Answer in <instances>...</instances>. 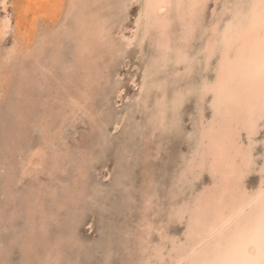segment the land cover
<instances>
[{"label": "bare ground", "instance_id": "bare-ground-1", "mask_svg": "<svg viewBox=\"0 0 264 264\" xmlns=\"http://www.w3.org/2000/svg\"><path fill=\"white\" fill-rule=\"evenodd\" d=\"M129 3L139 4L132 22L128 21V14L123 15ZM210 3L215 7L210 8L208 22ZM8 39L10 43L5 44ZM68 40L73 44L71 61L62 56ZM196 40H200L198 48L194 47ZM262 40L261 0H0V108L7 103L8 120L12 121L10 125L15 124L10 127L12 130L6 127L8 135L2 131L6 138L2 147L5 151L0 156V174L5 175L1 231L16 223L18 212L14 203L22 180L35 176L36 183L40 182V185H28L29 194L24 193L26 229L19 237L25 259L19 262L61 264L62 260L66 261L63 244L70 239L65 233L54 232L57 237L54 243L44 242L47 234L42 243L36 237L43 234L47 221L56 217L50 211L47 213L41 196L50 189L46 194L58 204V211L68 210L70 206L73 211L68 212L76 221L74 208L84 199V178L90 155L86 150L78 151L79 147L75 152L66 140L59 143L60 140L59 145L55 141L64 134L63 129L72 118L83 117L93 127L108 124L98 119L102 110L95 108L96 97L100 90L107 89L119 96L125 95L124 86H120V80L116 81L114 67L133 44L142 51L148 43L150 58L144 61L147 63L140 75L131 81L139 88V95L145 93L138 100H142L146 113L153 107L148 105L151 96L155 99V107L148 114L150 136L170 127L168 122H175L170 118L181 115L179 112L189 95L197 93L200 99L199 121L195 125L197 141L167 192L170 195L166 216L158 217L164 213L160 205H157L159 211L153 212L157 193L144 192L140 221L133 231L132 228L126 231L125 249L129 255L137 251L138 258L130 263L129 256L130 261L122 264H260L264 259L259 241V224L264 217V153L262 163L257 164L254 151L258 144L256 136L264 128V80L259 74ZM171 66L172 71L167 73ZM182 67L184 71L180 70ZM195 70L200 72V77L191 83L188 78ZM170 86H176L171 94ZM36 129L41 138L34 142L31 136ZM71 162H75V169L64 185L65 198L57 202L56 189L48 184L44 190L47 183L39 176L47 174L54 180L58 173L65 175ZM257 165L260 166L257 168ZM255 172L260 176L250 187L247 180ZM205 174L208 181L195 186ZM188 190L190 194L184 197ZM171 222H184L182 234L168 233ZM155 233L158 239H154ZM40 244H44L43 249L39 248L35 258L32 254ZM1 248L0 264H10L12 245Z\"/></svg>", "mask_w": 264, "mask_h": 264}, {"label": "rangeland", "instance_id": "rangeland-1", "mask_svg": "<svg viewBox=\"0 0 264 264\" xmlns=\"http://www.w3.org/2000/svg\"><path fill=\"white\" fill-rule=\"evenodd\" d=\"M213 6L214 5L212 3H210L208 11H207L208 22L210 19V17H208V16L209 15L211 16V9H213L215 7V6L214 7ZM138 8H139L138 3H134V4L129 3L128 7H126L124 9L123 15L128 14L127 16H128L129 22H132V19L134 18L135 14L138 11ZM116 9H117V6L114 8V10H116ZM6 42H5V44H9L10 39L6 40ZM66 44H68L69 47H66V46H68ZM71 45L73 46L72 42H70V40H68V41H66L64 48H66L68 50L70 49V51L63 49L64 51H63L62 56H64L63 58H64V60L66 59V61L72 60V49H71L72 46ZM144 46H143V50L140 51L141 49L136 44H133L131 47L128 48V50L126 51L124 56L122 55L119 58L118 63L116 65V68L114 67L116 81L118 82L120 80V82H119L120 86L121 87L124 86L123 89H124L125 95L119 96V94L117 92L111 93L107 89V91L106 90H100L99 91L100 93L96 97L97 99H96V103H95V108H96V110L97 109L102 110V112H101L102 115H101V117H98V119L102 118L105 121V123H108V124H105V125H103L102 128H99V126L97 127L96 125H94L95 127H93L88 120L84 121L83 117L72 118V120L69 121L65 125L63 132H62L64 134H62L63 136L61 135L62 138L60 136L55 141L57 143V145H59V143H62L63 140L64 141L66 140L67 143L73 148V150L75 149L74 150L75 152H77L76 149L79 147L78 151L81 149L86 150V152L90 155V164L87 168L88 171H87V174L84 178L83 195H84L85 200L83 199V201L80 202L79 207L74 208V210L76 209V211H75V216H76L75 220L76 221H73V219L70 217L71 216L70 214H72V213L68 212V210L73 211L72 208H69L70 206H68V210L66 208H63L61 211H60V209L58 211V208H57L58 204L53 203L51 201L52 198L50 197V195L49 196L47 195L49 192H51L50 189L48 191H45L44 197H43V195L41 196L42 199L45 200V209L47 210V213H48V211H50L51 213L56 214V217L53 218L54 220L51 219L52 222L50 220H48L49 222L47 221V223H46L47 227L45 226V229H44V231L46 233L44 234V231H43V234H44L43 235V234L38 232L39 234H36V237L40 238V239L37 238L39 241H41L39 243H42L43 240L45 243H52V242L54 243V241L56 242V240H57V237H55V236L57 234L59 235L61 233L60 231L63 232V233H61L62 235H65V234L67 235V237L70 239V241L67 242V240H69V239L66 237L67 239H65V240L67 243L63 244L64 245L63 246L64 247L63 248L64 249L63 257H65L64 259H66V261L62 260V262H64V263L60 262L61 264H69V263H71V264H122L125 262L127 263L130 260H132V261H130V263L136 261V259L138 258L137 251L132 253V255H129L125 249L126 248V239H127L126 238V231L131 229V228H132L131 230L133 231V229L137 227V225L140 221L139 218H141L140 216L142 215L141 213L143 211L142 210V208H143L142 203H143L144 195H145L144 192H146V193L147 192H151V193L156 192L157 193V198L154 199L155 204L153 206V208H154L153 212L157 213L159 211L157 205H160L161 206L160 209H162V212H164V213H160L161 215H158V217L163 218V214L166 216L165 212L168 209L169 195H170V193H167V192H170L169 189L171 188V184L173 182L172 180H174V178L178 175V173L180 172V170L182 168V164L184 163V160L191 154L194 146L196 145V141H197L196 133H197V131L195 129H197L196 124L199 121V116L197 114H199V110H200V108L198 107L200 104V99H199L197 93H195L196 95L193 93L190 94L188 97L189 99L187 98V101H185L186 103L184 102L185 105L182 106L183 108H181V111L179 112L181 115L178 114L179 116H177L181 120L178 119L177 117H176V119L170 118V121L174 120L176 122V123L175 122L172 123L173 121L168 122V124H170V127L172 128V129L168 130L170 132H168L166 130L170 127H168V128L166 127L162 130H159V132L157 131L158 133H155L154 135L150 136L152 133H149L151 128H149L150 118H149L148 114H150V111H152V108L154 109V107H155V102H154L155 99L153 98V95H152L150 98L151 100L148 101V103H149L148 105L151 107L153 106V107L148 109L147 111H149V112L146 113V111H145L146 109L144 108V105L142 104V102H140V101H142L140 99L142 97L144 98L145 93L144 94L142 93L139 95L138 94V93H140L139 88L133 86L132 81H131V79L134 76L140 75L141 71H143L142 68L148 62V59L150 58L151 53L148 54V52H151L150 51L151 48H150L148 43H145ZM199 46H200V40H196L194 42V47L198 48ZM65 52L69 53V55L66 54ZM143 55H144V57H143ZM141 56H142V58H141ZM146 56H147V58H146ZM144 61H147V62L144 63ZM171 68H172V66L167 69L168 70L167 73H170L172 71ZM181 69H182V71H184L183 67L180 68V70ZM167 73H165V74H167ZM199 73H200L199 71H196L195 73H193L192 77L189 76L190 78H188V80L191 79V81L189 80L191 83L196 82V80L200 77ZM210 73L212 75V72H210ZM165 74H163V75H165ZM185 80L187 81V79H184V82H185ZM189 81H187L186 83H188ZM184 82H183V84H184ZM15 83H17V81H15ZM183 84L179 83L180 86H184ZM175 88H176V86H170V89H169L170 94H171V92L173 93ZM102 94H103V96H102ZM135 94H137V96ZM104 95L106 96L105 98H104ZM117 95H118V97H117ZM36 96L38 97V93H36ZM36 96L34 95V99L37 98ZM98 97H101V98H98ZM107 97H109V98H107ZM119 98H121V99H119ZM127 98L129 99V101ZM138 98H140V99L138 100ZM11 99H12V97H11ZM137 100L140 102L139 103L140 106H139V104L137 105V103H138ZM136 101H137V103H136ZM150 101H151V104L153 103L154 105H151ZM196 101H197V103H196ZM6 107H7V103L6 104L4 103L3 105H1V108H0V112H1L0 113V133L2 131L4 133H7L8 131H6L7 130L6 127L8 126L9 127L8 129L12 130V128H10V127L11 126L14 127V125H15V124L10 125V123H12V121L9 122L10 119L8 120L9 113L6 111V109H5ZM126 107H127V109H126ZM137 107H138V109H137ZM116 111H117V113H116ZM104 112H105V114H104ZM143 113H145V114H143ZM103 114H104V116H103ZM139 114H141V115H139ZM194 114H195V116H194ZM144 115H146V116L143 118ZM180 116H182V117H180ZM103 117L107 118V119L105 120ZM134 120H136V121H134ZM106 121H109V122H106ZM122 121H123V123H122ZM130 121L135 122L134 125ZM137 121H138V123H137ZM140 123L141 124L143 123V124L141 125ZM115 124H118L119 126L116 128ZM131 124H132V126H131ZM135 124H137V125H135ZM173 124L175 126H173ZM140 125H141V129H142V130H140L141 132L139 131ZM195 125H196V127H195ZM133 126H135V127H133ZM144 126H145V130H143ZM129 127H131L133 130H131V128L129 129ZM175 127H177L176 128L177 131L174 130ZM2 128H3V130H2ZM4 129L6 132L4 131ZM96 129H98V130L96 131ZM135 129L136 130L138 129V130L134 131ZM104 130H105V133H104ZM164 130H165V132H164ZM132 131H134L135 133L134 132L132 133ZM160 131L161 132L163 131V132L160 134ZM189 131H192V133ZM136 132L137 133L140 132L141 134L140 133L137 134ZM193 132H195V133H193ZM4 133L2 134V137H4V138L3 139L0 138V148H1L0 151L2 152V153L0 152L1 153L0 156H2V154H4V151H5V149L2 148V147H4L5 138H6L5 137L6 134H4ZM39 133H40V131H38V129H36V131H34L33 135L31 136V140L34 142L38 141V139L41 138L40 137L41 135H39ZM1 134H0V136H1ZM8 134L9 133H7V135ZM104 135H106V136H104ZM148 136H150V137H148ZM158 136H159V139H158ZM132 137H133L134 141H133ZM147 137H148V140H146ZM256 139H257L256 142L258 144L255 145L256 147H255L254 153H255L257 164H261L262 159H263L262 154L264 153V144H263L264 140H262V139H264V128L260 130V132L256 136ZM81 140H83V141L81 142ZM102 140H103V142H102ZM141 141H145V142L147 141L148 144H146L147 142L145 143V142H141ZM160 142L162 144H160ZM84 145H86V146H84ZM104 150H106V151H104ZM124 151H126V152H124ZM157 151H159V152L157 153ZM101 154H103V155H101ZM147 155H149V157H150V155L152 156V158H150L151 160L147 159ZM143 157L144 158L146 157V158L143 159ZM74 164H75V162L74 163L71 162L70 165L68 163V165L70 167L68 166V170L65 173V175L61 176V174L58 173L56 175L57 178H55L54 180H52L49 177V175L47 176V174H46V176H45V174H40V176H39L40 177L39 179H42L45 183H47V186H45L44 190H47L48 184H49L50 188L56 189L55 193H57V194H55V196H56L57 202L63 201L65 198V196H64V192H65L64 185H66V181H68L70 179L71 173L75 169ZM72 166H74V167H72ZM259 166L260 165H257V168ZM259 176H260L259 173H257V172L253 173L247 180L248 185L250 187L254 186L257 183ZM4 177H5L4 173L0 174V214H1V207L2 208L5 207V200H4L5 195H2V193L4 192V187H3L4 186L3 185ZM37 179L35 176H32L31 178L29 177V178H25L24 180H22V182L20 183V185L17 188V190L20 192L19 195L16 196V198H18L17 199L18 202L16 201L14 203L15 204L14 206L16 208L15 212H18V217L16 218V221H15L16 223L13 222L15 224L12 227L8 226V228H6V229L2 228V231L0 230V241H2L0 243L3 245L2 248L1 247L0 248L6 249V248H8V246L11 247V245H12V249H11L12 252L9 253V258H8V260H10L9 261L10 264H21V263H23V261L25 259V256L22 253L21 247H20V242L22 241V238L19 237V235L20 236L23 235V232L26 229V223H25L26 214L23 211L25 203H26V199H25L26 195L24 193L29 192L30 187L28 185H30V186H33L35 184L40 185V182L36 183ZM85 179H86V181H85ZM150 180H152V181L150 182ZM200 180L201 181L195 182V186L200 187L201 184L208 181V174H205V176L203 178H201ZM149 182L152 184V185L150 184L152 187L149 186ZM58 183H60V185H58ZM147 183H148V185H147ZM146 186H147V188H146ZM187 189L188 188H186L185 190H187ZM24 190H25V192H24ZM60 190H61V192H60ZM52 191H53V189H52ZM185 192H184L185 196H184V193L182 194V196L187 197L190 194V190L185 191ZM187 192H189V193L187 194ZM182 196H181V198H183ZM28 197H30V196H27V198ZM45 197H47V198H45ZM18 205H21V206H18ZM54 206L56 209L54 208ZM164 206H166V207H164ZM21 207H23V208H21ZM155 210H157V211H155ZM67 214H69V215H67ZM57 217H58V219H56ZM157 219H159V218H157ZM55 220H56V222H55ZM50 226H51V228H49ZM167 230H168L169 234L172 232V235L173 234L177 235V233H178V235H180V234H182V232L184 230V222H182V223L171 222L169 224V226L167 227ZM51 231H52V237L55 239L51 238ZM40 232H42V231H40ZM54 232L56 235L54 234ZM46 234L48 235V237H46ZM24 236H25V234H24ZM44 236L46 237L45 239H47V240L43 239ZM15 237L17 238V241H15V240L12 241ZM154 237H155L154 239H158L157 233L154 234ZM49 238H50V240H49ZM7 241H9V242H7ZM15 242H17L16 245H15ZM12 243H14V245ZM43 245L44 244H40V246L37 245V247L38 246L39 247H38V249L36 247L32 256L34 255L35 258L38 257V252L40 251L39 248L43 249ZM67 249H69V250L67 251ZM4 254L5 253L3 252V255ZM5 256L7 257L8 255H5ZM5 256H3V257H5ZM129 256H130V258H129L130 260L127 258ZM0 257H2V256H0ZM19 259H20V261L21 260H23V261L20 263ZM33 260L35 261V259H33ZM154 264H161V263L156 262Z\"/></svg>", "mask_w": 264, "mask_h": 264}, {"label": "snow or ice", "instance_id": "snow-or-ice-1", "mask_svg": "<svg viewBox=\"0 0 264 264\" xmlns=\"http://www.w3.org/2000/svg\"><path fill=\"white\" fill-rule=\"evenodd\" d=\"M261 7H264V0H261ZM259 58V74L261 79L264 80V40L261 41ZM259 241L262 252H264V217L261 218L259 224ZM233 264H235V262H233ZM260 264H264V259H261Z\"/></svg>", "mask_w": 264, "mask_h": 264}]
</instances>
